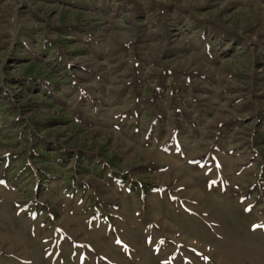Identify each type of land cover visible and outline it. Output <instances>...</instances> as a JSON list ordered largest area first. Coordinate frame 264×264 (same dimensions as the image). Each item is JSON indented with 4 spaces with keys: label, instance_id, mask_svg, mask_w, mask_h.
<instances>
[{
    "label": "rangeland",
    "instance_id": "374dc122",
    "mask_svg": "<svg viewBox=\"0 0 264 264\" xmlns=\"http://www.w3.org/2000/svg\"><path fill=\"white\" fill-rule=\"evenodd\" d=\"M0 264H264V0H0Z\"/></svg>",
    "mask_w": 264,
    "mask_h": 264
}]
</instances>
